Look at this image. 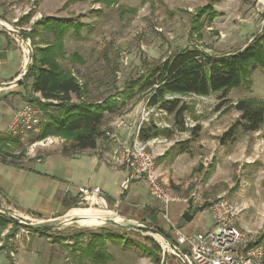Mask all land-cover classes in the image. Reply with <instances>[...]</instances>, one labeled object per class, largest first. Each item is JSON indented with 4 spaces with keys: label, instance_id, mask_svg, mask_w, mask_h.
<instances>
[{
    "label": "rangeland",
    "instance_id": "obj_1",
    "mask_svg": "<svg viewBox=\"0 0 264 264\" xmlns=\"http://www.w3.org/2000/svg\"><path fill=\"white\" fill-rule=\"evenodd\" d=\"M65 2L67 0H0V22H7L21 33L29 30L42 16L79 19L86 23L81 38L75 37L72 30L65 36L66 56L77 52L84 63L68 57L61 63L79 77L80 83L87 84V98L96 102H104L109 96H112V102L114 98L115 105L106 114L103 136L109 137L106 130L111 129V122L118 120L133 123L134 127L144 120L140 132L156 126L160 134L146 141L148 147L158 154L157 164L161 163L162 156L159 155L162 153L169 160H174L176 154L186 152L183 156L186 169L182 176L190 182L191 188L185 196L199 185L206 197L224 196L238 204V214L243 213L246 210H242L244 204H248L249 208L257 211L255 215L261 217V212L264 214V124L255 132L239 127L234 139L226 142L220 137L240 116V112L233 107L234 103L243 98L264 99V69L253 70L251 88L247 85L233 88L226 101H221L220 93L208 96L168 95L167 98L180 97L189 107L182 127L175 123L172 114L157 106H148V93L127 98V89L130 81L145 74L150 65L166 60L180 49L198 47L209 53L222 54L244 47L254 34L264 31V0H120L110 7L98 0L73 2L67 7H64ZM207 4H212L220 15L212 23L207 18L203 19L202 39L199 40L193 30L192 14L196 8ZM120 7L134 8L136 12L121 15ZM0 28L9 31L12 36L15 33L9 27ZM31 44L34 50L32 41ZM29 66L30 63L26 68ZM74 101L77 99L74 98ZM221 102H225L223 107L216 109ZM46 117L43 112V118ZM40 130L41 127L25 139H20L19 144H10L11 156L7 159L16 161L29 153L37 158L43 150L65 144V138L59 136L38 139ZM75 162L67 161L65 166H60L64 170L62 177L65 181L59 180L63 189L69 181L68 188L73 193L77 187L72 185L76 186L79 182L69 178V170ZM212 164L214 171L207 176ZM6 167L1 160L0 168L4 171H0L6 172ZM48 183V179L35 181L36 191L43 192ZM9 200L12 201L11 198ZM35 203H38V198ZM17 205L21 207L20 202ZM69 205L63 214L49 219L39 216L45 215V212L13 211L17 218L13 220L19 224L24 221L28 226L21 224L16 236L8 240L7 247L0 251V264H152L149 250L156 245L160 249V240L154 238L153 231L136 225L142 224L159 231L157 226L143 222L139 217L131 218L128 209L96 205L91 200L79 203V196L71 198ZM91 206L113 211L124 219V223L116 225L98 215H80L79 208L98 214L99 211ZM74 208L78 209L74 211ZM132 209L137 208L132 206ZM64 216L67 218L62 221ZM210 220L207 217L204 222L196 214L185 232L201 231L204 223L208 226ZM156 222L160 226L168 223L162 214L157 215ZM12 226L9 224L2 231L4 242ZM261 228L258 229L260 234L264 231V224ZM79 233H82L80 240ZM99 233H116L125 238L120 242L106 240L103 261L82 257L81 250L93 234ZM162 235L165 236L164 233ZM258 236L252 239L259 241Z\"/></svg>",
    "mask_w": 264,
    "mask_h": 264
},
{
    "label": "trees",
    "instance_id": "obj_2",
    "mask_svg": "<svg viewBox=\"0 0 264 264\" xmlns=\"http://www.w3.org/2000/svg\"><path fill=\"white\" fill-rule=\"evenodd\" d=\"M79 1L83 0H67L64 7ZM98 1L107 7L120 2V0ZM120 10L121 15L136 12V9L127 7H120ZM219 15L212 4L196 8L192 14V23L194 33L199 40L202 39L203 19L207 18L212 23ZM85 26L86 23L79 19L65 20L61 17L42 16L29 30L22 32L31 38L34 45L33 65L28 67L29 70L23 77V79L33 78L31 92L27 96L28 103H35L47 116L42 120L37 137L38 139L47 136L65 138L62 153L69 157L96 148L98 140L104 135L106 114L115 105L114 98L111 102L112 96L107 97L104 102L87 98L85 96L87 84L80 83L79 77L72 70L65 69L61 63V60L67 57L84 63L77 52L66 56L65 36L72 30L75 37L81 38ZM258 68L264 69V31L254 34L244 47L229 53L214 54L198 47L180 49L166 60L150 65L145 74L131 80L127 89V98H133L138 93H148L147 105L157 106L172 114L175 123L182 127L184 115L189 107L180 97L167 98L168 95L208 96L211 93H220L221 101H226L228 93L233 88L244 85L251 88L252 71ZM74 98L77 101H74ZM224 103H219L216 109L220 110ZM233 107L240 112V116L220 137L223 142L234 139L239 127L247 132H255L264 124V99L243 98L234 103ZM159 131L152 125L151 128L141 130L140 138L149 140L158 136ZM19 140L11 134L0 137V155L3 161H7V157L11 156L9 145L19 144ZM65 204L70 206L68 200H65ZM9 224L13 226L5 235L4 242L1 234ZM19 226L22 225L13 218L0 213V242H3L0 251L7 247L9 239L16 236ZM159 232L164 233L161 229ZM77 235L80 240L82 233ZM122 238L125 237L116 233L93 234L87 246L81 250V256L97 262L103 261L106 257V240L120 242ZM149 251L152 263L159 264V247L156 245Z\"/></svg>",
    "mask_w": 264,
    "mask_h": 264
},
{
    "label": "crops",
    "instance_id": "obj_3",
    "mask_svg": "<svg viewBox=\"0 0 264 264\" xmlns=\"http://www.w3.org/2000/svg\"><path fill=\"white\" fill-rule=\"evenodd\" d=\"M22 55V50L15 37L6 29L0 28V84L10 83V85L4 86L0 90V137L9 134V124L12 121L15 110L28 102L27 96L31 92L33 78L19 79L26 70V62ZM36 96L39 95L36 94ZM116 122H111V129L106 130L111 131L116 136L115 138L102 136L98 140L96 148L84 150L76 156H65L62 153L61 146H54L43 150V153H40L41 156L37 158L32 153H29L27 157L11 161L12 163L8 159L4 161L8 167L4 168L7 170L6 172H1L4 170L0 168V206L19 213L30 212L38 214L39 212L40 214V212H45V215L39 216L46 219L54 218L63 214L66 210L65 200L69 201L71 198L79 196L80 187L92 188L98 186L104 193L107 206L111 205L115 208H120V210L128 209L132 214L130 215L131 218L139 217V220L157 226L158 229L164 231L165 236L173 238L174 234L170 230L169 223L165 226H160L156 222L157 215H161L160 204L150 197L142 184L135 183L125 193L121 190V183L127 176L128 169L112 165L109 162V157L120 142L130 137L131 129H120L116 126ZM130 124L134 126L133 123ZM172 149H175V147ZM163 154L159 155L162 156L160 159L161 163L157 164L162 181L168 184L177 195L185 196L191 188L190 182L184 180L182 176L186 169L183 157L186 152L176 154L174 160H169ZM67 161H76L71 164L72 169L69 170V178L79 182L76 186L72 185L77 187L75 193L68 188V185H70L69 181L65 182V189L61 187L62 184L59 182V180L65 181L62 177L64 170L60 169V166H65ZM212 165L208 169L209 173L207 172V176L214 171L215 167ZM40 179H48L49 181L43 192L36 191L37 185L35 181ZM53 182H55L54 186ZM196 188H200L199 185L192 190ZM234 190L236 191L237 188H234ZM10 198L12 201L9 200ZM36 198H38V203L34 204ZM119 200L120 202L118 203ZM19 202L21 207L17 205ZM234 204L238 207V204ZM132 206L137 209L133 210ZM245 207H248V204H244L242 210H246L237 215L236 225L249 236L251 235V238L259 235L258 239L262 242L264 240V231L260 234L258 229H262L264 214L261 212V217H257L255 215L257 211H253L251 207ZM186 211L193 215L191 221L196 214L204 222L207 217L211 219L208 226L204 223L205 226L198 232H204L213 227L214 221L206 209H190L183 202H174L170 205L169 214L172 221L183 232L189 228L191 222L183 219V214ZM159 256V264H180L172 256L163 258L161 252H159Z\"/></svg>",
    "mask_w": 264,
    "mask_h": 264
},
{
    "label": "built area",
    "instance_id": "obj_4",
    "mask_svg": "<svg viewBox=\"0 0 264 264\" xmlns=\"http://www.w3.org/2000/svg\"><path fill=\"white\" fill-rule=\"evenodd\" d=\"M13 36L22 50L25 66H27L31 62L29 49L31 39L17 33ZM7 85L10 83L0 84V90ZM42 120L41 108L35 103L27 102L15 110L9 124V134L25 139L31 132L41 127ZM143 121L135 127L124 120L116 122L118 128L134 131L127 140L120 142L114 149L109 162L116 167L128 169V174L121 183L123 193L130 190L135 183H139L146 188L150 197L159 202L160 213L168 221L170 230L174 234V237L170 238L157 233L161 237L159 246L163 258L172 256L180 264H264V244L253 240L236 225L239 210L229 198L206 197L200 188L192 190L188 196H179L162 181L156 161L158 154L148 147V141L140 138ZM106 136L116 137L109 131L106 132ZM90 200H102V204L107 207L100 187H80L79 203ZM174 202H183L190 209H206L214 221L213 227L204 232H183L169 216L170 205ZM4 209L16 218L14 210Z\"/></svg>",
    "mask_w": 264,
    "mask_h": 264
},
{
    "label": "bare ground",
    "instance_id": "obj_5",
    "mask_svg": "<svg viewBox=\"0 0 264 264\" xmlns=\"http://www.w3.org/2000/svg\"><path fill=\"white\" fill-rule=\"evenodd\" d=\"M1 23L4 24V25H6V26H8L10 29L13 28L12 26H10L5 21H1ZM94 203H100V204H102V200H98V201L95 200ZM91 208H93L95 211L98 210L99 211V212H97L98 214H92L90 210L83 209V208H79V210H81L80 215H83V216H86V215L87 216H91V215H96L97 216L98 215L100 218H103V219H105L107 221H113V222H116L118 224H123L124 223V219L121 216H119L117 214H114L113 211H111V210H108L107 211V209H103V208H100L99 209V208L93 207V206H91ZM75 209H78V208H74L73 210L75 211ZM66 218H67V216H64V218H62V221L64 219H66ZM153 236H154L155 239L161 240V237H160L159 234L153 233Z\"/></svg>",
    "mask_w": 264,
    "mask_h": 264
},
{
    "label": "water",
    "instance_id": "obj_6",
    "mask_svg": "<svg viewBox=\"0 0 264 264\" xmlns=\"http://www.w3.org/2000/svg\"><path fill=\"white\" fill-rule=\"evenodd\" d=\"M0 26H3V27L8 28V26H5V25L2 24L1 22H0ZM8 29H10V28H8ZM10 30H12V31H14L15 33H17V34H19V35H22V36H24V37H28V36H25L23 33L18 32L17 30H15V29H13V28L10 29ZM29 49H30V57H31L30 66H32V65H33V62H34V50H33V47H32V44H31V43H30ZM28 70H29V68H27V69L24 71V73L21 75V77H20L19 79L23 78L24 75L28 72ZM0 211L3 212V214L7 215L8 217L17 220V219L14 218V217H13V216H12L7 210H5L2 206H0ZM1 212H0V213H1ZM192 217H193V215H192L189 211H186V212L183 214V219H184L185 221H187V222H190L191 219H192ZM20 222H21V221H20ZM21 224H24V225H27V226H28V224H27L26 222H24V221H22ZM114 224L118 225V223H116V222H114ZM136 226H137V227H141V228L146 229V230H151V231H153V233H159V231H158L157 229H155V228H149V227L144 226V225H142V224H138V225H136ZM29 227H30V226H29Z\"/></svg>",
    "mask_w": 264,
    "mask_h": 264
}]
</instances>
